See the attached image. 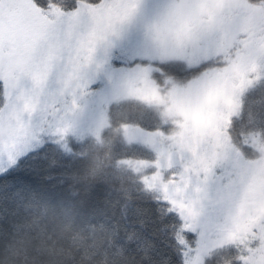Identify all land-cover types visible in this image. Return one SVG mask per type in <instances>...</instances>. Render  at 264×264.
Instances as JSON below:
<instances>
[{"label": "snow or ice", "instance_id": "6c2138e0", "mask_svg": "<svg viewBox=\"0 0 264 264\" xmlns=\"http://www.w3.org/2000/svg\"><path fill=\"white\" fill-rule=\"evenodd\" d=\"M257 91L264 0H0V188H38L51 157L38 191L62 195L87 137L142 109L157 123L129 142L152 153L136 171L159 225L144 264H264Z\"/></svg>", "mask_w": 264, "mask_h": 264}, {"label": "trees", "instance_id": "16d2710c", "mask_svg": "<svg viewBox=\"0 0 264 264\" xmlns=\"http://www.w3.org/2000/svg\"><path fill=\"white\" fill-rule=\"evenodd\" d=\"M61 2L70 3L71 0ZM248 103L259 109L264 106V95L254 92L248 97ZM119 113L122 114L113 116L112 125L104 128L99 138L87 137L83 142L65 177L63 194L52 198L62 205L67 216L75 217L90 232H99L108 240L121 239V251L129 248L134 264H144L147 244L154 239L159 243V225L154 209L141 192V175L136 171V162L151 160L152 153L128 142L124 126L117 121L148 130L157 123V118L130 106L121 108ZM33 163L40 177L39 187L35 190L49 188L43 177L51 157ZM25 190L27 187L18 181H5L0 188V213L8 214L14 210V198Z\"/></svg>", "mask_w": 264, "mask_h": 264}, {"label": "clouds", "instance_id": "9594fccd", "mask_svg": "<svg viewBox=\"0 0 264 264\" xmlns=\"http://www.w3.org/2000/svg\"><path fill=\"white\" fill-rule=\"evenodd\" d=\"M14 199L0 213V264H134L121 239L90 232L51 196L27 189Z\"/></svg>", "mask_w": 264, "mask_h": 264}, {"label": "rangeland", "instance_id": "374dc122", "mask_svg": "<svg viewBox=\"0 0 264 264\" xmlns=\"http://www.w3.org/2000/svg\"><path fill=\"white\" fill-rule=\"evenodd\" d=\"M128 126H130V128L124 126L123 127V130H124L125 139L129 142V139L135 134L134 133V130H135L136 126H132V125H128ZM103 129H101L98 134H96V135H89L88 137L99 138L100 137V133H101V131Z\"/></svg>", "mask_w": 264, "mask_h": 264}]
</instances>
